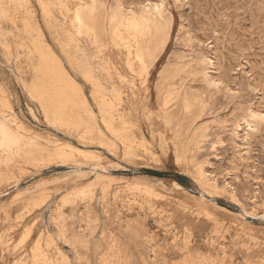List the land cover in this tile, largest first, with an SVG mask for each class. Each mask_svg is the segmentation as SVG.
I'll list each match as a JSON object with an SVG mask.
<instances>
[{
    "label": "rangeland",
    "instance_id": "rangeland-1",
    "mask_svg": "<svg viewBox=\"0 0 264 264\" xmlns=\"http://www.w3.org/2000/svg\"><path fill=\"white\" fill-rule=\"evenodd\" d=\"M130 1L0 0V264H264V0ZM143 10L171 32L142 36V63L115 31ZM34 49L76 90L79 127L33 94ZM4 127L34 145L9 153Z\"/></svg>",
    "mask_w": 264,
    "mask_h": 264
},
{
    "label": "bare ground",
    "instance_id": "bare-ground-1",
    "mask_svg": "<svg viewBox=\"0 0 264 264\" xmlns=\"http://www.w3.org/2000/svg\"><path fill=\"white\" fill-rule=\"evenodd\" d=\"M106 1V0H105ZM130 1V0H129ZM133 1V0H132ZM139 1V0H138ZM148 1V0H147ZM172 1V0H171ZM176 1V0H175ZM231 1V0H230ZM252 1V0H251ZM262 1V0H261ZM122 2V1H121ZM131 2V1H130ZM141 2V1H140ZM232 2V1H231ZM248 2V1H247ZM83 3H85L86 4V6H87V8L85 7V8H82V9H80V10H77V20H78V30L79 31H84V30H86V31H89L90 30V27L87 25V21L88 20H90V19H88V20H86L85 19V17H84V15H90L91 13L89 12V5L87 4V2H83ZM91 3V2H90ZM101 3V2H100ZM193 3V2H192ZM246 3V2H245ZM252 3V2H251ZM129 4H131V3H129ZM144 4V3H143ZM145 4H146V2H145ZM152 4V3H151ZM157 4H159V2L157 3ZM172 4V3H171ZM229 4V3H228ZM250 4V3H249ZM132 6H133V2H132V4H131ZM138 5V4H137ZM155 5V4H154ZM225 5V4H224ZM251 5V4H250ZM102 6V5H101ZM112 6V5H111ZM122 6V5H121ZM134 6H135V4H134ZM181 6V5H180ZM184 6V5H183ZM189 6V5H188ZM216 6V5H215ZM226 6V5H225ZM242 6V5H241ZM258 6V5H257ZM110 7V6H109ZM126 7V6H125ZM124 7V8H125ZM145 7V6H144ZM224 7V6H223ZM228 7V6H227ZM238 7V6H237ZM262 7V6H261ZM149 9L150 8V6H147V7H145V9ZM158 9V14H159V16L161 15V9H160V7L159 6H155V9ZM222 8V7H221ZM228 8H230V7H228ZM239 8V7H238ZM242 8V7H241ZM253 7H251V9H252ZM255 8V7H254ZM256 8H258V7H256ZM104 9V8H103ZM105 9H107V8H105ZM109 9V8H108ZM127 9V8H126ZM137 9V8H136ZM223 10H224V8H222ZM261 9V8H260ZM116 10V9H115ZM114 10V11H115ZM142 10V9H141ZM237 10V9H236ZM245 10V9H244ZM250 10V9H249ZM255 10V9H254ZM254 10H252V11H254ZM263 10V9H262ZM49 11V10H48ZM108 11H110V10H108ZM107 11V13H109ZM126 11V10H125ZM127 11H129V10H127ZM137 11V10H136ZM231 11V10H230ZM251 11V12H252ZM264 11V10H263ZM262 11V12H263ZM117 12V11H116ZM139 12V11H138ZM220 12H222V10L220 11ZM236 12V11H235ZM241 12H242V10H241ZM115 13V12H114ZM113 13V14H114ZM131 14H124V12L119 16V19H118V25H119V27H116V31L117 32H121L122 31V33H123V35L122 34H120V33H117L116 31H115V33H116V35L118 36H116L117 38H119V40L120 41H122V43H124V45L123 46H125V48L127 49L126 50V55L128 56V57H130V56H132L130 59H132L133 58V55H131V54H133V51H132V47L133 48H136V54L135 55H137V57H138V59L140 60V61H142V63L145 61V59L147 58V57H150V55H152V46L151 45H149V46H147V42L146 41H144V39L142 38V36H144V35H148L149 34V32L151 31V29L152 30H154V32L155 33H162L163 34V37H164V45L166 44V42H167V40H168V38H169V36H170V32H171V25H168V27H167V29H161L160 28V26H159V22H158V20H157V18H153L151 15H149V13H148V11H146V10H143V12L141 13V14H139V15H137V14H135V13H132V12H130ZM137 13V12H136ZM180 13V12H179ZM234 13V12H233ZM156 14V13H155ZM189 14V13H188ZM260 14L262 15V13L260 12ZM180 15V14H179ZM192 15H193V13H192ZM224 15V14H223ZM226 15V14H225ZM228 16H229V14H227ZM50 16V15H49ZM109 16V15H108ZM107 16V17H108ZM197 16V15H196ZM231 16H233L232 15V13H231ZM247 16V15H246ZM252 16V15H251ZM198 17V16H197ZM222 17V16H221ZM224 17V16H223ZM86 18H87V16H86ZM111 18H113V19H117V17H114V16H111ZM160 18V17H159ZM181 18V17H180ZM220 18V17H219ZM218 18V19H219ZM237 18V17H236ZM240 18H241V15H240ZM247 18V17H246ZM249 18V17H248ZM48 19V21L50 20L49 18H47ZM194 19V18H193ZM199 19V18H198ZM224 19V18H223ZM75 20V19H74ZM94 20V19H93ZM96 21H97V19H95ZM94 20V21H95ZM228 20V19H227ZM233 20V19H232ZM239 20V19H238ZM247 20V19H246ZM94 21H93V23H94ZM107 21V20H106ZM112 21V20H111ZM190 21V20H189ZM199 21V20H198ZM198 21H196V22H198ZM225 21V20H224ZM243 21V20H242ZM264 21V20H263ZM89 22V21H88ZM92 22V21H91ZM113 22V21H112ZM222 22V21H221ZM228 22V21H227ZM235 22V21H234ZM48 23V22H47ZM50 23V22H49ZM189 23V22H188ZM256 23V22H255ZM254 23V24H255ZM264 23V22H263ZM111 24V23H110ZM114 24V23H113ZM180 24V23H179ZM193 24V23H192ZM223 24V23H222ZM50 25V24H49ZM52 25V24H51ZM117 25V24H116ZM198 25V24H197ZM229 25V24H228ZM227 25V26H228ZM264 25V24H263ZM55 26V25H54ZM53 26V27H54ZM75 26H77V25H75ZM74 26V27H75ZM199 26V25H198ZM204 25L202 24V27H203ZM233 26V25H232ZM250 27V26H249ZM76 28V27H75ZM96 28V27H95ZM89 29V30H88ZM122 29V30H121ZM260 29V28H259ZM25 30H26V32H28V30H29V28H28V26H26V28H25ZM200 30V29H199ZM227 30V29H226ZM225 30V31H226ZM229 30V29H228ZM261 30V29H260ZM192 31V30H191ZM114 32V31H113ZM264 32V31H263ZM206 33V32H205ZM175 34V33H174ZM177 34H178V32H177ZM176 34V35H177ZM180 34V33H179ZM184 34H185V32H184ZM188 34V33H187ZM187 34H185V35H187ZM209 34V33H208ZM260 34H261V32H260ZM192 35V34H191ZM204 35V34H203ZM217 35V34H216ZM101 36V35H100ZM182 36H183V33H182ZM181 36V37H182ZM201 36V35H200ZM243 36V35H242ZM258 36H260V35H258ZM175 37H177V36H175ZM198 37V36H197ZM196 38V37H195ZM200 38V37H199ZM198 38V39H199ZM175 39H178V38H175ZM238 40V39H237ZM180 41V40H179ZM193 41V40H192ZM195 41V40H194ZM224 41V40H223ZM222 41V42H223ZM236 41V40H235ZM211 42V41H210ZM221 42V43H222ZM212 43V42H211ZM217 43V42H216ZM215 42H214V44H216ZM176 44V43H175ZM174 44V45H175ZM182 44H183V42H182ZM187 44V43H186ZM201 44V43H200ZM105 45V44H104ZM199 45V44H198ZM122 46V45H121ZM182 47V46H181ZM184 48V47H183ZM202 49V48H201ZM204 49V48H203ZM216 49H218V48H216ZM182 50V49H181ZM183 51V50H182ZM187 51H188V49H187ZM186 51V52H187ZM196 51V50H195ZM224 51V50H223ZM252 51V50H251ZM134 52H135V49H134ZM180 52V51H179ZM178 52V53H179ZM186 52H184V53H186ZM212 52V51H211ZM253 52V51H252ZM251 52V53H252ZM124 53V52H123ZM177 53V52H176ZM182 53V52H181ZM226 53V52H225ZM186 54H188V53H186ZM219 54V53H218ZM125 55V54H124ZM125 55V56H126ZM134 55V60H135V56ZM206 55V54H205ZM125 56H124V58H125ZM169 56H171V54L170 55H168V57ZM177 56V55H176ZM222 56V55H221ZM228 56V55H227ZM155 57V56H154ZM174 57V56H173ZM177 57H179V56H177ZM181 57H182V55H181ZM180 57V58H181ZM27 60H28V62H29V67H30V72L32 73V75L34 76V80H33V83H32V86H31V90H32V92H33V94L36 96V98L38 99V101L40 102V104H41V106L43 107V109L45 110V112H46V114L47 115H50L51 113H53L54 115H56L58 118H59V120L61 121V122H64V123H70V124H73V125H75L76 127H79L80 125H82V122L83 121H81L82 120V116L80 115V113L78 112V108L79 107H82V105H83V103H80L79 101H78V99H79V97L77 96V93H76V90H74V92L73 93H70L69 91H67V90H65V89H56L54 86H53V84L55 83V81H56V79L58 78V75H61L62 73L61 72H58V70H56L55 69V64H54V60L49 56V55H47V54H44V53H42V52H40L38 49H34V50H31V51H29L28 53H27ZM153 58V57H152ZM254 58V57H253ZM123 59V58H122ZM166 59V58H165ZM169 59V58H168ZM138 60V61H139ZM180 60V59H179ZM130 61V60H129ZM128 61V62H129ZM137 61V60H136ZM135 61V62H136ZM168 61H170V60H168ZM182 61V60H181ZM209 61V60H208ZM130 62H132V61H130ZM130 62H129V64H130ZM179 62V61H178ZM177 62V63H178ZM141 63V62H140ZM140 63H138V64H140ZM147 63V62H146ZM176 63V64H177ZM204 63V62H203ZM210 63V62H209ZM128 64V65H129ZM131 64H133V63H131ZM135 64V63H134ZM149 64V63H148ZM153 64V63H152ZM226 64H227V62H226ZM172 65H174V64H171V66ZM180 65V64H179ZM181 65H183V63H181ZM208 66H209V64H207ZM246 65H247V63H246ZM140 66V65H139ZM142 66V65H141ZM145 66V65H144ZM154 66V65H153ZM178 66V65H177ZM235 66V65H234ZM165 67V66H164ZM202 67V66H201ZM227 66H225V68H226ZM233 67V66H232ZM235 67H238V66H235ZM139 68V67H138ZM145 69H146V67H145ZM153 69V68H152ZM151 69V70H152ZM212 69V68H211ZM222 69V68H221ZM227 69V68H226ZM149 70V69H148ZM172 70H174V69H172ZM168 71V70H167ZM148 72V71H147ZM219 72V71H218ZM220 72H221V70H220ZM241 72V71H240ZM223 73V72H222ZM256 73V72H255ZM168 75V74H167ZM229 75V74H228ZM256 75V74H255ZM112 76V75H111ZM161 76V75H160ZM257 76V75H256ZM259 76V75H258ZM231 77V76H230ZM247 77V76H246ZM261 77V76H260ZM263 77V76H262ZM204 78V77H203ZM146 79H147V77H146ZM261 79V78H260ZM146 81V80H145ZM145 81H144V83H145ZM229 81H231V80H229ZM158 82V81H157ZM205 82V81H204ZM232 82V81H231ZM146 83H147V81H146ZM155 83V82H154ZM159 83V82H158ZM213 84V83H212ZM216 84V83H215ZM219 85V84H218ZM173 86L174 87H176L175 86V84H173ZM221 86V85H220ZM69 87V86H68ZM96 87V86H95ZM170 87V86H169ZM96 88H98V87H96ZM154 88V87H153ZM168 88V87H167ZM216 88V87H215ZM157 89V88H156ZM169 89V88H168ZM168 89H166V90H168ZM171 89V88H170ZM208 89V88H207ZM217 89V88H216ZM219 89V88H218ZM244 90V89H243ZM171 91V90H170ZM169 91V92H170ZM172 91H173V88H172ZM251 91V90H250ZM97 92V91H96ZM168 92V93H169ZM174 92V91H173ZM177 92V91H176ZM230 92V91H229ZM228 92V93H229ZM98 93V92H97ZM158 93V92H157ZM171 93V92H170ZM172 94V93H171ZM175 94V93H174ZM158 95V94H157ZM172 96V95H171ZM163 97H165V96H163ZM167 97V96H166ZM107 98V97H106ZM175 98H176V96H175ZM180 98V97H179ZM184 98V97H183ZM262 98V97H261ZM167 99L169 100V97L168 98H163V100H166L167 101ZM170 100H171V98H170ZM105 101H107V100H105ZM157 101V100H156ZM165 101V102H166ZM184 101V100H183ZM247 101V100H246ZM252 101V100H251ZM102 102V101H101ZM107 102H109L111 105L114 103L112 100H108ZM107 102H106V104H107ZM164 102V101H163ZM105 103V102H104ZM171 103V102H170ZM174 102H172V104H173ZM188 103V102H187ZM249 103H252V102H249ZM248 103V104H249ZM254 103V102H253ZM156 104V103H155ZM167 105H168V103H166ZM186 104V103H185ZM202 104H203V102H202ZM108 105V104H107ZM164 105V104H163ZM162 105V106H163ZM171 105V104H170ZM235 106H236V104H234ZM109 106V105H108ZM185 106V105H184ZM253 106V105H252ZM161 107V106H160ZM159 107V108H160ZM169 107V106H168ZM175 107V106H174ZM193 106H191V108H192ZM221 107V106H220ZM237 107H239V106H237ZM189 108V107H188ZM194 108H195V105H194ZM214 108V107H213ZM233 108V107H232ZM173 109V108H172ZM190 109V108H189ZM204 109H206V107L204 108ZM218 109H219V107H218ZM238 109V108H237ZM253 109V108H252ZM164 110H165V107H164ZM171 110V109H170ZM169 110V111H170ZM210 110V109H209ZM215 110V109H214ZM213 110V111H214ZM162 111V110H161ZM166 111V110H165ZM164 111V113L166 114V112ZM208 111V110H207ZM158 112H160V111H158ZM157 112V113H158ZM191 111H189V113H190ZM196 112V111H195ZM199 112H201V110H199ZM181 113V112H180ZM164 114V115H165ZM169 114V113H168ZM206 114H207V112H206ZM237 114H238V112H237ZM158 115V114H157ZM174 115V114H173ZM203 115V114H202ZM224 115V114H223ZM250 115V114H249ZM252 115V114H251ZM255 114H253V116H254ZM259 115V114H258ZM126 116V115H125ZM190 116V115H189ZM252 116V117H253ZM263 116V115H262ZM128 117V116H127ZM173 117V116H172ZM174 117H175V115H174ZM209 117H210V115H209ZM222 117V116H221ZM49 118H52V116H50ZM158 118V117H157ZM160 118V117H159ZM206 118H208V117H206ZM53 119V118H52ZM57 119V118H56ZM119 119V118H118ZM161 119V118H160ZM159 119V120H160ZM166 119H167V117H166ZM172 119V118H171ZM202 119H204V118H202ZM216 119V118H215ZM256 119V118H255ZM261 119V118H260ZM110 120V119H109ZM158 120V121H159ZM165 120V119H164ZM169 120V119H168ZM259 120V119H258ZM262 120V119H261ZM123 121L124 122H126V119L124 120L123 119ZM157 121V122H158ZM160 121H162V120H160ZM160 121H159V124H160ZM165 122V121H164ZM163 122V123H164ZM172 122V121H171ZM176 122V121H175ZM258 122V121H257ZM262 122V121H261ZM128 123V122H127ZM126 123V124H127ZM169 123V122H168ZM86 124H87V122H86ZM106 124H107V122H106ZM156 124V123H155ZM170 124V123H169ZM189 124V123H188ZM203 124V123H202ZM240 124V123H239ZM108 125V124H107ZM116 124H111V126H110V128L112 129V131H116L115 130V126ZM123 125H125V124H123ZM157 125V124H156ZM155 125V126H156ZM162 125H164V124H162ZM237 125V124H236ZM117 126V125H116ZM154 126V127H155ZM158 126V125H157ZM166 126V125H165ZM198 126V125H197ZM239 126V125H238ZM237 126V127H238ZM243 126V125H242ZM67 127V126H66ZM127 127V126H126ZM164 127V126H163ZM187 127V126H186ZM222 127H224V126H222ZM124 128H125V126H124ZM164 128H166V127H164ZM170 128V127H169ZM173 128H174V126H173ZM198 128V127H197ZM240 128V127H239ZM251 128V127H250ZM263 128V127H262ZM85 129V128H84ZM117 129V128H116ZM185 129V128H184ZM218 129V128H217ZM118 130V129H117ZM124 130V129H123ZM123 130H122V132H123ZM157 130V129H156ZM193 130V129H192ZM210 130V129H209ZM222 130V129H221ZM236 130V129H235ZM77 131V130H76ZM84 131H86V129L84 130ZM119 131V130H118ZM161 131V130H160ZM159 131V132H160ZM164 132H165V130H163ZM187 131V130H186ZM194 131H195V128H194ZM231 131V130H230ZM247 131V130H246ZM78 132H79V130H78ZM87 132V131H86ZM89 132V131H88ZM92 132H93V130H92ZM125 132H126V129H125ZM162 132V131H161ZM193 132V131H192ZM205 132V131H204ZM113 133V132H112ZM118 132L116 131V134H117ZM168 133V132H167ZM233 133V132H232ZM235 133V132H234ZM251 133V132H250ZM90 134H92V133H90ZM121 134H123V133H121ZM127 134V133H126ZM164 134V133H163ZM172 134V133H171ZM190 134H192V133H190ZM206 134V133H205ZM224 134V133H223ZM222 134V135H223ZM119 135H120V133H119ZM128 135V134H127ZM162 134H160V136H161ZM174 135V134H173ZM193 135V134H192ZM247 135V134H246ZM257 135V134H256ZM121 136V135H120ZM164 136V135H163ZM204 136V135H203ZM2 137L3 138H1V139H3V145H5L7 148H8V150H9V153H12L11 151V149H13L14 147H20L22 144L24 145V144H27L28 143V145L29 146H33L34 145V143L33 142H30V141H28L27 143H24V142H26L27 141V138H29V137H26V136H24V135H22L21 133H19L18 131L17 132H13V131H9L8 129H6L5 127H4V129L2 130ZM35 137V136H34ZM119 137V136H118ZM123 137H126L125 135L123 136ZM206 137V136H205ZM219 137V136H218ZM239 137V136H238ZM245 137V136H244ZM33 138V137H32ZM130 138V137H129ZM161 138V137H160ZM170 138V137H169ZM173 138V137H172ZM36 139H38V138H36ZM122 139V138H121ZM128 139V137L126 138V140ZM178 139V138H177ZM190 139V138H189ZM202 139V138H201ZM244 140H245V138H243ZM39 140V139H38ZM104 140V139H103ZM161 140V139H160ZM203 140H204V137H203ZM35 141V140H34ZM129 142H130V140H128ZM131 141H132V138H131ZM202 141V140H201ZM40 142V141H39ZM196 142V141H195ZM104 143V142H103ZM125 143V142H124ZM132 143V142H131ZM240 143V142H239ZM126 144H128V142L126 143ZM27 145V146H28ZM125 145V144H124ZM236 145V144H235ZM38 146V145H37ZM42 145H40V146H38V150L37 151H39V152H41V151H43V150H45V149H43V147H41ZM47 146H49V145H47ZM52 146V145H51ZM127 146V145H126ZM125 146V147H126ZM130 146H132V145H130ZM237 146V145H236ZM22 147V146H21ZM54 147V146H53ZM45 148V147H44ZM24 149V148H23ZM29 149V148H28ZM47 149V148H46ZM56 149V156H58V157H56V158H60V160H58V163H65L66 161H68V159H70L69 157L70 156H74L75 154H79L78 156H83L82 155V153H79L78 151H75L74 149H72V148H69V150L68 149H65V148H63L62 146L60 147H57V148H55ZM133 149V148H132ZM11 150V151H10ZM18 150V152H19V150L20 149H17ZM22 150V149H21ZM24 151V150H23ZM30 151V150H29ZM32 151V150H31ZM48 151V150H47ZM70 151V152H69ZM16 152V151H15ZM49 152V151H48ZM132 152V151H131ZM32 153V152H31ZM132 153H134V152H132ZM132 153H130L131 154V156L130 157H132ZM18 154V153H17ZM37 154V153H36ZM43 154V153H42ZM45 154H47V152L45 153ZM74 154V155H73ZM81 154V155H80ZM126 155L128 154L129 155V151L128 152H126L125 153ZM135 154V153H134ZM133 154V155H134ZM228 154V153H227ZM12 155V154H11ZM25 155V154H24ZM229 155V154H228ZM233 155V154H232ZM241 155V154H240ZM246 155V154H245ZM40 156V155H39ZM44 156V155H43ZM50 156V155H49ZM53 156V155H52ZM36 157V156H35ZM47 157H48V155H47ZM84 157V156H83ZM91 157V156H90ZM53 158V157H52ZM85 158V157H84ZM87 158V157H86ZM193 158V157H192ZM41 159H43L42 157H41ZM46 159V158H45ZM74 159V158H73ZM83 159V158H82ZM87 159H89V158H87ZM92 159V158H91ZM96 159H97V157H96ZM189 159V158H188ZM228 159V158H227ZM48 160V159H47ZM55 160V159H54ZM93 160V159H92ZM94 160H95V158H94ZM38 161V160H37ZM49 161H50V159H49ZM52 161H53V159H52ZM72 161V160H71ZM88 161V160H87ZM190 161V160H189ZM40 162V161H39ZM77 162V161H76ZM191 162V161H190ZM41 163V162H40ZM49 163V162H48ZM51 163V162H50ZM53 163V162H52ZM55 163V162H54ZM79 163V162H78ZM193 163H195L194 162V160H193ZM197 163V162H196ZM45 164H46V162H45ZM191 164V163H190ZM48 165V164H47ZM67 165V164H66ZM189 165V164H188ZM195 165V164H194ZM49 166V165H48ZM192 166V165H191ZM193 167H195V166H192V168ZM201 167V166H200ZM191 168V169H192ZM197 168V167H196ZM190 169V168H189ZM194 169V168H193ZM198 169V168H197ZM203 170V169H202ZM201 175L203 174V173H200ZM101 180V179H100ZM102 181V180H101ZM99 182V181H98ZM102 182H104V181H102ZM101 182V183H102ZM141 184V183H140ZM143 184V183H142ZM106 185V184H105ZM104 185V183L102 184V186H105ZM143 186V185H142ZM145 186V185H144ZM146 187H147V185H146ZM148 188V187H147ZM51 197V196H50ZM110 249H111V247H110ZM108 251V250H107ZM111 251V250H110ZM122 251V250H121ZM122 253V252H121ZM103 254V253H102ZM105 254V253H104ZM100 257V256H99ZM106 258V257H105ZM105 260V259H104ZM124 263V262H123Z\"/></svg>",
    "mask_w": 264,
    "mask_h": 264
}]
</instances>
